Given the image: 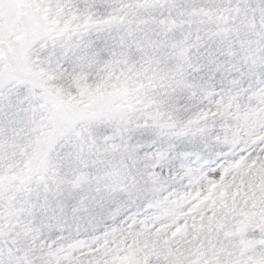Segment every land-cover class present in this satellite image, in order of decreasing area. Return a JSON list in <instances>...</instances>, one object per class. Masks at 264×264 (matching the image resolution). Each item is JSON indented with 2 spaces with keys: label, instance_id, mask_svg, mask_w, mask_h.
I'll return each instance as SVG.
<instances>
[{
  "label": "snow or ice",
  "instance_id": "1",
  "mask_svg": "<svg viewBox=\"0 0 264 264\" xmlns=\"http://www.w3.org/2000/svg\"><path fill=\"white\" fill-rule=\"evenodd\" d=\"M0 264H264V0H0Z\"/></svg>",
  "mask_w": 264,
  "mask_h": 264
}]
</instances>
